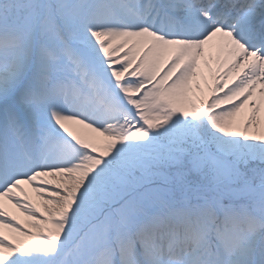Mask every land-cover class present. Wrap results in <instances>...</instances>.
<instances>
[{
    "label": "snow or ice",
    "instance_id": "1",
    "mask_svg": "<svg viewBox=\"0 0 264 264\" xmlns=\"http://www.w3.org/2000/svg\"><path fill=\"white\" fill-rule=\"evenodd\" d=\"M262 104L264 0H0V264H264Z\"/></svg>",
    "mask_w": 264,
    "mask_h": 264
},
{
    "label": "bare ground",
    "instance_id": "2",
    "mask_svg": "<svg viewBox=\"0 0 264 264\" xmlns=\"http://www.w3.org/2000/svg\"><path fill=\"white\" fill-rule=\"evenodd\" d=\"M205 58L208 59L211 67L210 68L204 67L203 60H202V68H204V72L206 76H208V78L210 79L209 82H205L202 79V82L205 85L204 91L209 88L208 86L210 84L214 83L213 73L215 72V70L219 68V61L223 57H222V54L219 53L218 50L216 49L214 43H210V45L206 46L205 48ZM229 79L231 80V77ZM206 94L208 95V92H206ZM207 95L205 96V98L207 97ZM253 99L254 100L261 99L259 95V90H257V93L253 97ZM245 109L246 110L244 111L245 113H247V107ZM261 120L264 121V104H262ZM70 126L73 127L74 131H76L78 134L83 135L85 138H93L98 135L97 133L93 132L91 129H86L84 128V126H81V125H70ZM253 126H254L253 128H256L255 124H253ZM262 131H264V128H262ZM28 191H29V196L31 197L33 202L36 203L38 206H40L42 204V201H40L39 198L36 197L35 193H33L31 189H28ZM5 208L10 214L14 215L16 219L19 220L22 225H24L25 227L29 226L28 218L20 210L16 209L11 203L5 201ZM41 210L43 209L41 208ZM4 232L5 234L9 235L11 238L12 234L10 233L8 229H4Z\"/></svg>",
    "mask_w": 264,
    "mask_h": 264
},
{
    "label": "rangeland",
    "instance_id": "3",
    "mask_svg": "<svg viewBox=\"0 0 264 264\" xmlns=\"http://www.w3.org/2000/svg\"><path fill=\"white\" fill-rule=\"evenodd\" d=\"M203 69V71H204V68H202ZM204 74H205V72H204ZM205 76H206V74H205ZM207 77V82H209V78H208V76H206ZM211 82H213V81H211ZM201 85H202V87L204 88V84H203V82H202V79H201ZM206 92H209V88L208 89H206L204 92H203V96L205 97L207 94H206ZM246 110V109H245ZM250 110L247 108V112H249ZM254 127V126H253ZM252 127V129H250L249 131H250V134H255L256 132H257V129L256 128H253Z\"/></svg>",
    "mask_w": 264,
    "mask_h": 264
}]
</instances>
